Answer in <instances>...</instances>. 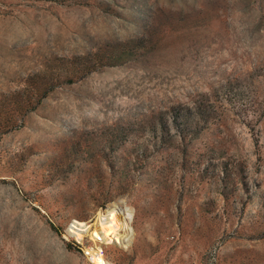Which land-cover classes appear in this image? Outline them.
<instances>
[{
    "label": "rangeland",
    "instance_id": "1",
    "mask_svg": "<svg viewBox=\"0 0 264 264\" xmlns=\"http://www.w3.org/2000/svg\"><path fill=\"white\" fill-rule=\"evenodd\" d=\"M88 251L264 264V0H0V264Z\"/></svg>",
    "mask_w": 264,
    "mask_h": 264
},
{
    "label": "bare ground",
    "instance_id": "2",
    "mask_svg": "<svg viewBox=\"0 0 264 264\" xmlns=\"http://www.w3.org/2000/svg\"><path fill=\"white\" fill-rule=\"evenodd\" d=\"M116 215L114 211L110 212L109 215L106 217V219L101 221V227H108L107 225H112L115 228H118L119 225L116 223ZM110 234H114L115 231L112 230L111 228L108 230ZM88 255L94 256L96 264H104L103 257L104 254L102 251H94L93 254L91 252H87Z\"/></svg>",
    "mask_w": 264,
    "mask_h": 264
},
{
    "label": "built area",
    "instance_id": "3",
    "mask_svg": "<svg viewBox=\"0 0 264 264\" xmlns=\"http://www.w3.org/2000/svg\"><path fill=\"white\" fill-rule=\"evenodd\" d=\"M78 243H80V242L78 241Z\"/></svg>",
    "mask_w": 264,
    "mask_h": 264
}]
</instances>
